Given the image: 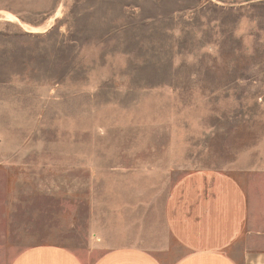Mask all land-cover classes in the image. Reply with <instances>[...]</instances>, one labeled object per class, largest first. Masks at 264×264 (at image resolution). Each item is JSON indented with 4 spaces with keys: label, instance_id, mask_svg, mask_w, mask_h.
Segmentation results:
<instances>
[{
    "label": "rangeland",
    "instance_id": "1",
    "mask_svg": "<svg viewBox=\"0 0 264 264\" xmlns=\"http://www.w3.org/2000/svg\"><path fill=\"white\" fill-rule=\"evenodd\" d=\"M202 170L243 185L258 254L264 0H0V264L43 245L175 264L165 201Z\"/></svg>",
    "mask_w": 264,
    "mask_h": 264
},
{
    "label": "crops",
    "instance_id": "2",
    "mask_svg": "<svg viewBox=\"0 0 264 264\" xmlns=\"http://www.w3.org/2000/svg\"><path fill=\"white\" fill-rule=\"evenodd\" d=\"M249 208L245 188L232 175L213 170L184 175L170 189L164 208L167 231L185 250L175 264H264V249L256 254L258 246L245 238L253 233ZM243 240L247 251L237 258ZM154 252L118 247L93 258L43 245L26 250L12 264H164Z\"/></svg>",
    "mask_w": 264,
    "mask_h": 264
},
{
    "label": "bare ground",
    "instance_id": "3",
    "mask_svg": "<svg viewBox=\"0 0 264 264\" xmlns=\"http://www.w3.org/2000/svg\"><path fill=\"white\" fill-rule=\"evenodd\" d=\"M7 16H8V15H7ZM10 17H11V16H10ZM12 19H13V18H12ZM12 19H11V20H12ZM8 20H9V19H8Z\"/></svg>",
    "mask_w": 264,
    "mask_h": 264
}]
</instances>
